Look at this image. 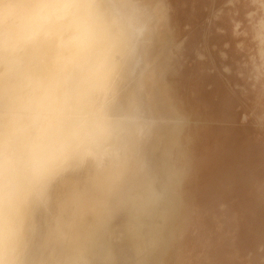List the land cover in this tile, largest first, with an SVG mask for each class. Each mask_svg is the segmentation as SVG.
Wrapping results in <instances>:
<instances>
[{
	"label": "clouds",
	"instance_id": "clouds-1",
	"mask_svg": "<svg viewBox=\"0 0 264 264\" xmlns=\"http://www.w3.org/2000/svg\"><path fill=\"white\" fill-rule=\"evenodd\" d=\"M169 13L166 0H0V264L178 258L202 161L162 95ZM234 24L249 137L227 183L264 207V0ZM227 259L264 264V234Z\"/></svg>",
	"mask_w": 264,
	"mask_h": 264
},
{
	"label": "rangeland",
	"instance_id": "rangeland-1",
	"mask_svg": "<svg viewBox=\"0 0 264 264\" xmlns=\"http://www.w3.org/2000/svg\"><path fill=\"white\" fill-rule=\"evenodd\" d=\"M243 2L166 0L170 23L167 34L160 36L162 49L155 52L160 78L166 82L162 95L188 116V138L202 161L192 185L182 247L178 258H166V264H230L228 253L255 246L264 234V207L250 204L227 183L249 137L237 126L241 54L233 32Z\"/></svg>",
	"mask_w": 264,
	"mask_h": 264
},
{
	"label": "bare ground",
	"instance_id": "bare-ground-1",
	"mask_svg": "<svg viewBox=\"0 0 264 264\" xmlns=\"http://www.w3.org/2000/svg\"><path fill=\"white\" fill-rule=\"evenodd\" d=\"M162 49V43L160 41V37L157 38V41H156V46H155V52L159 51Z\"/></svg>",
	"mask_w": 264,
	"mask_h": 264
}]
</instances>
